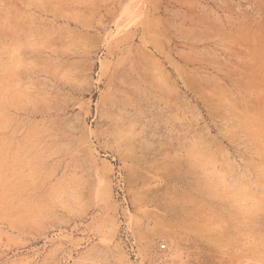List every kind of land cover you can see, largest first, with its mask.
I'll return each instance as SVG.
<instances>
[{
	"label": "rangeland",
	"instance_id": "obj_1",
	"mask_svg": "<svg viewBox=\"0 0 264 264\" xmlns=\"http://www.w3.org/2000/svg\"><path fill=\"white\" fill-rule=\"evenodd\" d=\"M0 264H264V0H0Z\"/></svg>",
	"mask_w": 264,
	"mask_h": 264
}]
</instances>
